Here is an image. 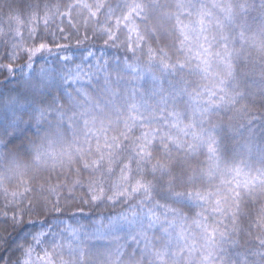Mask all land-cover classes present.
Masks as SVG:
<instances>
[{
  "label": "snow or ice",
  "instance_id": "snow-or-ice-1",
  "mask_svg": "<svg viewBox=\"0 0 264 264\" xmlns=\"http://www.w3.org/2000/svg\"><path fill=\"white\" fill-rule=\"evenodd\" d=\"M2 7L7 12L0 19V46L10 42L12 54L5 58L18 59L23 51L31 70L34 51L51 52L49 44L62 47L54 37H37L32 27L29 40L49 43L25 48V14L33 23L42 9L46 27L50 19L66 20L69 32L57 26L62 41L81 38L79 29L73 31L75 14L83 21L85 39L91 35L113 46L123 44L130 55L121 57L116 67L122 64L135 80L150 76L152 94L158 96L153 105L134 85L119 90L108 60L89 48L74 66L72 57H62V78L69 87L76 85L64 103L38 95L53 79L44 67L26 81L31 101L28 95L7 98L6 109L24 111L0 128V145L6 148V138L33 121L36 138L15 151L0 150V195L12 219L22 225L24 215L53 214L40 231L31 233L32 243L21 247L23 258L15 264H264V236L236 261L230 254L240 247L239 236L249 234L240 221L249 220L246 209L257 201L259 219L251 224L264 230V149L255 161L250 154L230 153L221 125L212 122L223 112L251 118L244 102L255 106L257 95L264 108V67L258 94L238 76V62L250 60L253 51L264 61V0L258 5L255 0H65L53 5L21 0L15 7L2 0ZM257 10L258 19L251 17ZM99 73L105 74L104 88L94 95L85 84L90 86ZM21 154L30 163H23ZM74 165L89 178L82 179L81 168ZM30 171L47 172L50 179L56 172L55 179L65 181L62 187L49 184L47 191L57 194L51 208L47 201L33 208L32 194L45 189L24 181ZM73 189L83 190L86 199H78ZM60 192L68 195L60 197ZM121 205L124 210L98 216L90 228L57 230L65 211L74 206ZM53 220L58 224L52 225Z\"/></svg>",
  "mask_w": 264,
  "mask_h": 264
},
{
  "label": "trees",
  "instance_id": "trees-1",
  "mask_svg": "<svg viewBox=\"0 0 264 264\" xmlns=\"http://www.w3.org/2000/svg\"><path fill=\"white\" fill-rule=\"evenodd\" d=\"M7 2L15 7L20 4L21 0H7ZM28 2L53 5L56 3L63 4L65 0H28ZM255 2L257 5L259 4V0H255ZM6 12L7 9L2 7V0H0V19L5 17ZM39 15L41 18L33 23L28 22L27 14L24 15L23 19L25 23L21 27V31L24 34L23 46L28 49H38L39 43H49L47 39L37 42L35 38L32 40L27 38L28 30L35 27L37 37L41 34L46 38L49 36L54 37L59 41L62 47H57L55 44H49L51 52L34 51L31 56L32 68L29 70L27 68L29 59L25 58V53L23 51H18V59L5 58L6 56L11 57L12 55L11 44L10 42H7L3 44V46H0V128L11 124L13 118H19L20 113L24 111V109H6L4 105L7 98L9 96L16 97L18 95H28L29 101H31V90L28 88L26 81L30 76L35 77L36 74L39 73L41 67H44L53 73V79L45 82V86H42L39 89L38 95L41 99L48 102H50L55 96L64 103L67 99V93L71 92L72 88L76 87V85L69 87V85L64 82L62 76L65 62L62 57L64 55L72 57L74 66L75 63H79L87 57V50L89 48L97 54V57L102 55L103 59L108 60V72L112 81L119 79V90L126 91L127 86L134 85L149 104H155L158 96L152 94L154 84L150 76L145 75L142 80H135L124 70L122 64L120 68L116 67L117 61L121 57L130 55V53H127L123 44L113 46L112 41H107V43H105L104 40H98L91 35H88L87 39H85V28L81 26L83 21L80 17L75 16V14L72 20V23L75 26L73 31L79 29V35L81 38L78 40L75 37L70 36L68 41H62L59 39L57 26L63 27L65 32H69V29L66 26L67 21L65 20L64 23H61V19L56 17L55 19H50L49 24L46 27L42 18V9ZM251 17H257L258 19V10L253 11ZM160 43L167 44L168 41L162 40ZM153 47H156L155 43H153ZM165 50L167 51L168 49L166 48ZM250 60L245 59L238 62V76L248 85L249 89L258 94L260 89V71L261 67H264V61H262L254 51L251 53ZM85 63H87L86 60ZM9 68L12 69V71H8L7 69ZM156 74L160 75L159 72ZM104 76V73H99L98 78H94L90 86L85 84V87H87L94 95L101 93L104 88ZM192 79L198 80L199 78ZM164 87L167 89L168 85L165 84ZM244 103L248 106L249 112L252 113L251 118L248 115L242 117L237 112H223L214 115L212 117V122L221 125L222 136L228 145L230 153L237 155L250 154L253 161H255L259 155V150L264 149V108L260 107L261 100L259 95L255 98V106L249 101H245ZM65 107H67V104H65ZM36 115L38 116L39 114L37 113ZM23 119L27 121L29 116H24ZM21 128L22 130H18L6 138V148L4 145H0V150L15 151L18 147L26 145L29 139L36 138L35 121L32 122L31 126L22 125ZM249 149L252 150L251 153H249ZM201 159H203V157H201ZM21 160L23 163H30V161L26 157H23L22 154ZM74 167L81 168L80 165H74ZM57 172H59V169ZM64 174L71 179L77 178L70 172H65ZM56 175L57 173L53 172L51 179L49 178V174L44 171H30L25 175L24 181L26 183L30 182L33 188L42 186L45 189L43 193L36 192L32 194L31 202L33 208H37L39 204L46 201L48 207L51 208V200L57 194L47 191L49 184L60 187L65 184L63 179H55ZM81 178L84 180L89 178L87 173L83 172L82 168ZM13 186L14 185H10V188ZM68 187H72L71 184H68ZM73 194L76 195L78 199L80 197L86 199L83 190L73 189ZM58 195L63 197L68 195V193L60 192ZM254 203L256 204V207L246 209V215L249 217V220L240 221L241 228L248 230L249 234H241L239 236L240 247L230 249V254L233 256L234 261H236L238 255L245 249H252L255 246L258 236H264V230L251 224V220L259 219L258 216H255V213L258 211L260 204L258 201ZM125 207V205L116 208L106 206L101 209H96L94 206H84L82 208L74 206L71 211H65V214L62 217V223L58 224L57 221L53 220L52 225L58 224L57 230L61 231L69 225L72 227H80L81 225H84L85 227L90 228L92 225L96 224V218L98 216H107L109 213H117L124 210ZM22 209L23 206H17L18 213L23 214ZM73 214H76L74 219L72 218ZM52 215L53 214L48 211H45L44 214H27L24 215V224L22 225L18 221L12 219L13 212L5 207L4 197L0 195V256L4 257L3 264H8L9 260H12L13 264H15L17 259H22L23 253L21 252V247H27L28 244L32 243L31 233L40 231V224L47 223ZM52 225H49V227ZM121 235L123 236V233H121ZM120 243H124V241L121 240ZM131 243L130 240L127 242L125 245V251L129 250V245H131ZM45 247H47V245H45ZM225 247L227 248L228 246L225 245ZM36 252L43 255V252L39 247H37Z\"/></svg>",
  "mask_w": 264,
  "mask_h": 264
}]
</instances>
